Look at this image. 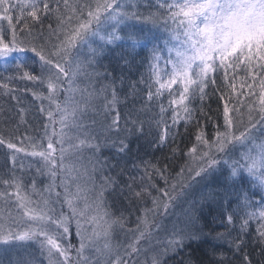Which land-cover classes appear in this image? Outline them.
Segmentation results:
<instances>
[{
	"label": "snow or ice",
	"instance_id": "snow-or-ice-1",
	"mask_svg": "<svg viewBox=\"0 0 264 264\" xmlns=\"http://www.w3.org/2000/svg\"><path fill=\"white\" fill-rule=\"evenodd\" d=\"M135 7L130 0H91L90 3L76 5L71 4L70 0H55L54 7L49 0H0V59L6 62V66L9 60L14 63L18 74L0 79V90L11 91L9 85L14 79L43 86L47 95L43 92L32 94L38 100L48 101V107L42 104L39 111L49 121L44 137L25 138L28 140L27 148L18 147L17 143L3 137H0V145H6L14 153L25 152L38 157L44 163L50 181L44 192L49 197L54 195V202L62 205L57 211L52 206L54 202L38 191L35 180L31 182L29 192L19 177L0 178V184L6 189L0 191V199L12 202L27 222L20 231L0 224V244L35 240L41 255L47 257L48 264H136L133 257L140 254L141 242H147L152 234L153 225L148 213L153 210H145L143 216L137 218L135 238L121 254L119 248L112 244V232L117 225L124 228V218L113 217L105 197L106 192L110 195L114 193L118 185L103 175L97 184L96 163L90 161V167L82 163L81 152L84 148L99 150V145L92 143L95 137L72 135L86 127L84 117L89 112L96 115L102 113L104 119L110 118V122L103 125L106 131H119L120 113L116 108L119 98L115 87L105 85L97 89L91 82L83 87L80 83L81 77L90 80L87 68L106 58L115 48L123 50L119 59L126 65L131 63L128 57L134 60L135 55L140 54L137 49L148 51L145 60L151 63L147 99L159 101L167 95V108L160 103L159 109L161 114L171 110L173 127L181 119L186 124L194 119L195 110L190 107L192 99L198 97L202 102L207 95L205 90L209 85L216 84V72L219 70L222 73L229 89L221 95L225 130L219 131L218 126L213 139L207 138L202 128L198 131L196 140L206 149L200 159L205 160L208 167H214L218 161L210 155L213 147L217 152H223L226 145L233 141L247 143L246 150L238 158L225 161L229 170L226 179L234 185L246 181L251 186L259 187L261 200L264 201V0H156L158 11L148 16L127 10ZM41 15L55 17V27L51 23L47 26V37L42 32L31 39L18 34L25 29L31 34V29L27 23L17 29L16 23L25 18L38 22ZM141 21L151 23L152 27L138 26ZM157 22H162L169 33L168 39L162 43L158 42L153 32ZM78 43L89 46L90 55L85 60L72 57V50ZM34 64L39 66V74L35 70H28ZM93 75L109 78L100 72ZM233 96L235 103L230 107ZM241 96L251 98L247 105L240 100ZM97 100L101 101L99 112L95 103ZM237 105L248 112V125L239 130L235 119L239 114ZM240 122L243 123V120ZM96 123V120H92V124ZM158 123L164 125L160 140L165 141L169 138L167 121L161 118ZM196 123L199 124V121ZM257 128L260 130L259 139L254 135ZM18 142L24 144V140ZM120 144L119 151L124 152L127 145L123 141ZM197 151V146H193L188 154ZM15 159L13 155V163ZM204 171L201 167L195 175L199 176ZM157 174L164 179L159 169ZM148 179L151 180V177ZM151 187L160 194L152 198L153 205H159L160 197H163L166 210L168 201L172 199L169 191L156 188L154 184ZM9 188L11 191L7 190ZM241 191V206L244 209L241 232L246 233L251 222H256L260 255L264 256V204L259 210L248 211L252 201L242 188ZM33 195L39 199L34 200ZM134 195L141 198L152 193L142 188ZM65 205L67 214L63 210ZM227 221L231 224L233 216L228 215ZM73 223L78 247L70 242ZM218 238H223V234H219ZM185 239L194 240L198 236L174 230L171 238L164 242L163 254L183 249ZM244 244L241 237L235 238L232 241L233 250L242 253L243 264H253L250 256L243 253ZM86 252L94 253V257L85 255ZM150 264H161L160 257L152 256ZM181 264L184 262L181 261ZM187 264H193L192 260L189 259ZM260 264H264V260Z\"/></svg>",
	"mask_w": 264,
	"mask_h": 264
},
{
	"label": "trees",
	"instance_id": "trees-1",
	"mask_svg": "<svg viewBox=\"0 0 264 264\" xmlns=\"http://www.w3.org/2000/svg\"><path fill=\"white\" fill-rule=\"evenodd\" d=\"M90 2L91 0H70L73 5ZM130 2L134 3L136 7L128 10L138 11L143 16H148L149 13L158 11L155 7L156 0H131ZM49 3L53 7L55 6V0H49ZM24 23H27L31 29V34L27 29L23 33H18L24 38L31 39L32 36L40 32L47 37V26L51 23L55 27V17L52 15H41V19L38 22L25 18V20L16 23L17 29L22 28ZM141 25L146 28L152 27L151 23L147 21L139 22L138 26ZM4 26H7L6 23ZM153 32L158 42L162 43L168 39L169 33L162 22H157ZM122 51L120 48H115L106 58H102L99 61L102 64H100L102 71L109 77L104 81L115 87L119 98L117 109L120 113V130L118 132L120 135H124L127 133L125 130L128 128L130 135H133L131 139L128 138L127 143L130 146H128L129 148L123 155H111L110 150L105 153L106 155H103L110 165L109 174H111L118 185L114 193L110 195L106 192L105 197L112 214L115 217L122 216L124 218V226L132 228L135 226L134 224H137V218L142 216L141 213L152 206V195L157 191L151 185L154 184L159 189H168L175 176L188 165L191 156L188 154V150L193 146H197V153H202L206 150L196 140L198 131L202 128L206 133V137L213 139L218 126L219 131L223 132L225 130L222 115L224 101L221 95L222 93H227L229 89L226 87L222 73L218 70L215 74L216 84L209 85L205 90L207 93L205 99L202 102L198 97L192 99L190 107L195 110L193 112L194 119L187 122V124L181 119L173 127L171 110L161 114L159 109L160 103H163L167 108V95L160 98L159 101L156 99L149 101L147 99L148 85L150 83L148 80L149 65L151 63L150 60H145V57L149 55L148 51L137 49L140 54L135 55L134 60L132 57H128L129 61H131L128 65L119 59ZM28 70H35L36 74H39L38 65H31ZM10 75H18L15 64L9 60L6 66V62L0 59V79ZM9 87L11 89L9 92L0 90V137L17 143L18 147H27L28 140L25 138L40 139L44 137L43 125L44 122L46 123V115L39 111L40 104L42 105L44 101L36 99L32 93L43 92L45 95L47 92L43 86L27 80L14 79ZM244 91H247V89H244ZM250 99L243 96L240 97L244 105H247ZM233 103H235V96H233V101L230 102V107ZM237 107L239 108V114L235 116V119L236 128L238 129V126L246 127L248 125V112L246 108L240 105H237ZM202 112L208 115L204 116ZM208 117L211 118L209 119ZM161 118L167 121L169 128V138L165 141L160 140L164 127L163 123H158ZM241 119L243 123L240 122ZM197 121H199V124L196 123ZM254 135L257 139L260 138L259 128L254 130ZM18 140H24V144H19ZM237 143L233 141L230 144V152L215 153L214 158L218 161V164L214 167H208L206 163L207 169L218 171L224 177L222 178L223 181L210 185L207 191L202 194L203 197L191 205L188 212L195 226V230L191 233H195L198 239H185L183 249L166 256L164 261L166 264H181V261L187 264L189 259L192 260L193 264H243L242 253L235 252L232 247V241L237 237H241L245 241V244L242 245L243 253L250 256L253 264H260L264 260V256L260 255L256 222H251L246 233L241 232L244 212L241 206L243 201L241 188L243 192L247 193L249 200L252 201L251 207L247 209L248 211L259 210L261 205L264 204V201L261 200V190L259 187L249 185L246 181L234 185L226 179L229 170L225 164V159L230 162L231 159L238 158L239 154L244 152L248 146L245 143L232 151V148ZM136 145L138 146L137 148H135ZM213 149L215 150V147ZM21 153L25 152L14 153V150L8 149L6 145H0V178H12L14 175L13 172H10L12 154L19 155ZM220 162L223 164L220 165ZM157 169L163 172L164 179L157 174ZM149 176L151 180L148 179ZM142 188H147L152 195H144L141 198H137L134 193ZM5 190V186L0 184V191ZM160 199H163V197ZM169 210L170 204L168 203L167 209L165 210L163 207L162 211L151 221L153 225L152 233L156 229L160 218L162 219ZM228 215L233 216L231 224L227 221ZM219 234H223V238H218ZM70 242L76 247L79 246L78 238L75 235L74 223L72 224ZM143 242H141V245ZM72 255L75 257L74 251ZM221 257H223L222 260ZM139 258V256L133 257L136 264H138ZM9 262V264H19L12 260ZM3 263L6 264V259L0 257V264ZM38 264L46 263L42 259L38 261Z\"/></svg>",
	"mask_w": 264,
	"mask_h": 264
},
{
	"label": "rangeland",
	"instance_id": "rangeland-1",
	"mask_svg": "<svg viewBox=\"0 0 264 264\" xmlns=\"http://www.w3.org/2000/svg\"><path fill=\"white\" fill-rule=\"evenodd\" d=\"M85 39H88V37H85ZM92 46L95 47V44H93ZM89 55H90V50L87 43H78L77 47L72 50V57L78 58L80 60H85ZM100 64H101L100 62L99 63L97 62V64H95L93 67L87 68V72L89 74L90 80L89 78L81 77L80 83L82 87L87 86L89 82L94 84V86L97 89L105 85H110L107 83V81H104L105 79L103 78V76L93 75L94 72H100L102 74H105L101 69L102 64L101 65ZM41 101H44L43 106L47 108L48 101L47 100H41ZM95 103H96L97 112H99L101 101L97 100ZM45 119H46V123L44 122L43 125L44 133H45V126L49 124L47 116H45ZM92 120H96L97 123L92 124ZM109 122H110V118L104 119L102 113L100 115H96L92 112H89L84 117V123L86 127L83 130H81L79 133L77 132L72 133V135L74 136L80 135L81 138H83L85 134L94 136L95 139L92 141V143L99 145L98 151H94L93 149L90 148H84L81 152V156L83 157L82 163L85 166L90 167V161L96 163L98 168V172L96 174L97 184L101 182L100 181L101 175L110 177L112 180H114L111 174H109L110 165L108 164V160L104 158L103 155H106L105 153H107L108 150H110L111 155H123L124 152H126V149L124 152L119 151L121 146L120 142L123 141L124 144L128 146L127 143L128 138L131 139L133 137V135H130L128 128L125 130V132L127 133L124 135L123 134L120 135L119 132L116 130L110 132L106 131L103 125H107ZM56 128L57 131H59L58 124L56 125ZM242 128L243 127L238 126L237 130ZM48 131L49 132L51 131L50 126L48 128ZM237 135H238V131H237ZM137 142L141 143L140 141ZM241 145L242 144L238 142L232 148V151L236 150L239 146L241 147ZM137 147L138 146L136 145L135 148ZM229 149H230V144L226 145L224 151L228 152ZM27 150L31 151V149H27ZM215 153L218 154L219 152L213 149L210 155L214 157ZM14 155L16 157L15 163H13L11 157V168H10L11 169L10 172H13L14 174L13 176L21 178L29 192H31V182L35 180L38 191L41 192L45 196V198H49L50 202H54L56 200L55 196L53 195L49 197L48 193L44 192V189L50 182L47 176L44 163L38 157H32L30 155H27L26 153H21L19 155L14 154ZM200 155L201 153L192 154L190 156L188 165L182 169L183 171L180 170V172L175 176L171 184H169L167 190L169 191L172 197V199L168 201V203L170 204V210L166 212V215L162 217V219L160 218L156 229H154L152 235L149 236L147 242H143V244L141 245V252L138 255L140 257L138 260V264H150V259L154 255L159 256L161 259V264H164L166 256L169 255L170 253L174 254V252L171 251H169L166 255L163 254L162 250L165 246L164 242L167 239L171 238V234L174 230L175 231L183 230L185 235L186 233L188 234L195 230V226L194 223L192 222L191 215L188 212L189 209L191 208V205L203 197L202 194H204V192L207 191L210 185L221 183L223 181L222 178L224 177L221 176L218 171L216 172L213 169L206 168V161L201 160ZM222 164L223 163L220 162V165ZM201 167H203L205 171L201 172L199 176H196L195 172L199 170ZM37 169H40L41 171L38 172ZM173 185H175L174 188L172 187ZM7 190L11 191L10 188ZM56 191H60V189H56ZM159 196H160L159 192H156L154 195H152V197H159ZM32 198L34 200L39 199L37 195H33ZM160 201H161L160 204L157 206H154L153 203L151 202L152 206H150L147 209V210H153L148 213L150 222L163 209V203L165 202V198L160 199ZM52 206L57 211H59L62 205L59 202H54L52 203ZM63 210L65 214H67L68 209L66 205L63 206ZM141 214L143 216L144 211ZM113 217L115 216L113 215ZM26 223H27L26 218L21 217V214L17 211L15 205L12 202H8L5 201L4 199H0V224H3L5 228H11L13 231H20L26 226ZM134 225L135 226H133L132 228L130 226H124V228H121L118 225L113 228L112 244L114 247L119 248L121 254H123V251L127 246V244L130 243L135 238L136 235L135 229L137 224ZM85 255L94 257V253L92 252H86ZM0 257L6 259V264H9L10 263L9 261L11 260L13 262H18L19 264H25V262H27V264H38V261L42 259L45 261L46 264H48L47 257L45 255H41L39 244L35 240L25 241V242L13 241L8 245L0 244Z\"/></svg>",
	"mask_w": 264,
	"mask_h": 264
},
{
	"label": "bare ground",
	"instance_id": "bare-ground-1",
	"mask_svg": "<svg viewBox=\"0 0 264 264\" xmlns=\"http://www.w3.org/2000/svg\"><path fill=\"white\" fill-rule=\"evenodd\" d=\"M129 131H130V130H129ZM128 146H130V145H128ZM128 146H127L126 150L129 148ZM241 151H244V150H243V149H241Z\"/></svg>",
	"mask_w": 264,
	"mask_h": 264
}]
</instances>
